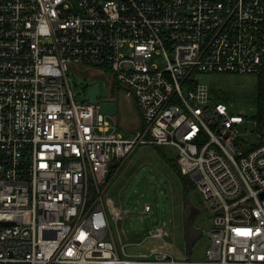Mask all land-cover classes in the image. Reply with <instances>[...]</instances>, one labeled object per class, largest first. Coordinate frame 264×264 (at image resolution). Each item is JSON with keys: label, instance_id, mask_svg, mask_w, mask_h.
<instances>
[{"label": "built area", "instance_id": "built-area-1", "mask_svg": "<svg viewBox=\"0 0 264 264\" xmlns=\"http://www.w3.org/2000/svg\"><path fill=\"white\" fill-rule=\"evenodd\" d=\"M70 68L109 75L140 127L124 137L111 104L77 102ZM262 71L264 0H0V264H264V139L201 83ZM146 145L177 149L212 213L199 261L129 253L112 229L104 195Z\"/></svg>", "mask_w": 264, "mask_h": 264}, {"label": "rangeland", "instance_id": "rangeland-1", "mask_svg": "<svg viewBox=\"0 0 264 264\" xmlns=\"http://www.w3.org/2000/svg\"><path fill=\"white\" fill-rule=\"evenodd\" d=\"M151 60L163 62L159 55L151 56ZM69 79L72 92L77 102L88 100V90L98 86L100 105L113 104L115 108L104 106L107 120L111 125H120V132L128 136L129 131L139 127V113L134 101L128 98L122 89H113V80L109 75L99 74L93 69L80 71L70 68ZM201 83L210 87L215 101L224 102L234 115H243L246 120L241 132L246 134L248 143H257V84L258 75L219 74L202 75ZM248 134V135H247ZM159 149L167 157L177 160V149L173 146L161 145ZM177 165V162H175ZM200 210L195 226L204 232L193 247V260H201L208 245L207 233L212 227V213L204 208L203 198L198 189L186 183L181 175L152 145L141 146L117 174L108 188L104 198L110 197L113 204L119 207L123 215L118 223L112 221L114 233L119 232L129 253L147 251L149 248L163 247L180 257L187 254L184 224L183 198ZM149 204L151 212H144V205ZM114 212L115 209L113 208ZM166 222L167 233L164 239L148 240L140 246L150 228ZM119 235H116L118 238Z\"/></svg>", "mask_w": 264, "mask_h": 264}, {"label": "water", "instance_id": "water-1", "mask_svg": "<svg viewBox=\"0 0 264 264\" xmlns=\"http://www.w3.org/2000/svg\"><path fill=\"white\" fill-rule=\"evenodd\" d=\"M99 92H100V88L96 85L92 86L88 90V95H89V98L92 102L98 101L97 96H98ZM188 208H189V206H188ZM191 208H192V213L187 214L183 219L188 256H191L193 254L194 245L196 244L198 239L204 235V232L195 226V220H196L198 214L200 213V210L198 208H196L192 203H191Z\"/></svg>", "mask_w": 264, "mask_h": 264}, {"label": "trees", "instance_id": "trees-1", "mask_svg": "<svg viewBox=\"0 0 264 264\" xmlns=\"http://www.w3.org/2000/svg\"><path fill=\"white\" fill-rule=\"evenodd\" d=\"M257 91H258V95H257L258 111L256 115V121H257L256 130L260 133L262 139H264V71L258 74ZM154 147L158 149V152L164 157L165 160H167V162L172 166V168L181 175L177 160L167 157V155L164 154L159 149L160 147L159 145H155ZM175 162H177V165ZM182 179L184 180L183 177Z\"/></svg>", "mask_w": 264, "mask_h": 264}, {"label": "flooded vegetation", "instance_id": "flooded-vegetation-1", "mask_svg": "<svg viewBox=\"0 0 264 264\" xmlns=\"http://www.w3.org/2000/svg\"><path fill=\"white\" fill-rule=\"evenodd\" d=\"M183 210H184V216H183V219H184V217L187 215V214H191L192 213V208H191V203H190V201L188 200V197L187 196H185L184 198H183ZM189 204V205H188ZM188 206H189V208H188Z\"/></svg>", "mask_w": 264, "mask_h": 264}, {"label": "crops", "instance_id": "crops-1", "mask_svg": "<svg viewBox=\"0 0 264 264\" xmlns=\"http://www.w3.org/2000/svg\"><path fill=\"white\" fill-rule=\"evenodd\" d=\"M111 105H112V104H111ZM111 105H109L108 107H111ZM113 108H115L114 105H113ZM113 108H112L111 110H113ZM111 110H110V111H111ZM137 110H138V109H137ZM138 113H139V112H138ZM139 120H140V124H139V127H140V125H141V119H140V116H139ZM116 125H117V127H118V131H119V130H120V129H119V128H120V125L118 124V122H116ZM139 127H138V128H139ZM119 132H120V131H119ZM133 132H134V130L129 131L128 134L130 135V134H132ZM120 133H121V132H120ZM121 134H122L124 137H128V136H129V135L126 136V135H124L123 133H121Z\"/></svg>", "mask_w": 264, "mask_h": 264}]
</instances>
